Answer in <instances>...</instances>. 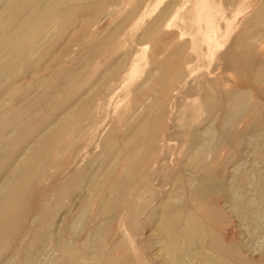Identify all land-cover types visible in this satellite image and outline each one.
Returning a JSON list of instances; mask_svg holds the SVG:
<instances>
[{"label": "rangeland", "instance_id": "1", "mask_svg": "<svg viewBox=\"0 0 264 264\" xmlns=\"http://www.w3.org/2000/svg\"><path fill=\"white\" fill-rule=\"evenodd\" d=\"M67 1L32 35L30 58L0 65V151L10 150L0 155V264H167L162 223L176 193L204 232L201 256L178 246L185 264H216L219 244L237 245L238 263L264 264V203L248 204L264 192V0ZM243 92L245 108L230 112ZM79 102L46 161H22ZM136 152L138 175L108 209L107 188Z\"/></svg>", "mask_w": 264, "mask_h": 264}, {"label": "bare ground", "instance_id": "2", "mask_svg": "<svg viewBox=\"0 0 264 264\" xmlns=\"http://www.w3.org/2000/svg\"><path fill=\"white\" fill-rule=\"evenodd\" d=\"M0 5L3 6V10L2 12L0 11V65H2V69H5V67L7 66H12L15 61L25 58L28 59L31 56V47L34 44V39L31 38L32 35L34 33H37V31L39 30H46L50 27V21L54 20V17H60L61 18V12L62 11H66L68 8H70L72 5L70 4V2H68L67 0H0ZM1 6V7H2ZM257 18V16H255ZM263 19V18H261ZM260 19V20H261ZM52 22V21H51ZM257 23V21H256ZM257 25V24H256ZM152 29H154L152 27ZM150 31V30H149ZM148 33V32H147ZM146 33V35H147ZM251 34V33H250ZM257 35V34H256ZM151 36V35H150ZM251 36V35H250ZM250 36H248L250 38ZM113 38V37H112ZM252 38V37H251ZM252 43V42H250ZM251 46V45H250ZM251 48V47H250ZM238 49V48H237ZM233 52V51H232ZM235 57V56H234ZM8 58V59H7ZM166 59V58H165ZM175 60V59H174ZM179 61V59H177ZM234 60V59H233ZM237 60V59H236ZM160 61V60H159ZM166 61V60H165ZM173 61V60H172ZM263 63V67L261 68V75L264 76V61H262ZM22 64V63H20ZM161 65V64H160ZM163 65V64H162ZM170 65V61L168 63V66ZM172 65V63H171ZM177 66V65H176ZM175 66V67H176ZM163 67V66H162ZM165 67V66H164ZM163 67V68H164ZM167 67V65H166ZM20 68V67H19ZM160 68V67H159ZM172 68V67H171ZM174 68V67H173ZM177 68V67H176ZM15 69V68H14ZM162 69V68H160ZM166 69V68H165ZM163 69V70H165ZM178 69V68H177ZM6 70V69H5ZM13 70V69H12ZM173 71V70H172ZM167 72V71H165ZM169 72V70H168ZM175 72V71H174ZM170 73V72H169ZM177 73V72H176ZM161 74V73H159ZM167 74V73H166ZM171 74V73H170ZM162 75V74H161ZM165 75V74H164ZM168 75V74H167ZM74 76V75H73ZM166 76V75H165ZM178 76V75H177ZM77 77V74H75V76L73 77L74 79ZM159 77V76H158ZM169 77V75L167 76ZM166 77V78H167ZM173 77H175L173 75ZM158 79V78H157ZM171 81L172 77L170 76ZM73 80V79H72ZM158 81V80H157ZM161 81V80H160ZM170 81V82H171ZM175 81V80H174ZM166 82V81H165ZM172 83V82H171ZM157 84V83H156ZM169 84V83H167ZM66 86V85H65ZM60 91H57L54 94V97L58 100L57 97H59ZM53 97V98H54ZM159 98V97H158ZM157 98V99H158ZM247 94L245 92H243L242 94H240L238 97H236L233 101H231V105H230V112H238V110H242L245 108L246 103H247ZM250 99V98H249ZM248 99V100H249ZM160 100V99H158ZM230 101V100H229ZM62 104V102H61ZM66 104V101H65ZM69 104V103H68ZM78 104V103H77ZM85 102H79V104L69 110L68 113L65 112L66 116L65 119L61 120V116L57 117V119L60 120V123L58 125V127L53 130L52 132H48V133H44L43 136V140H40L41 138H38L39 141H37L36 143H33L34 146L32 147V155L29 156V152L26 151L25 152V158L22 161H25V159L28 158H35L37 157L38 159H42L43 162L46 161L47 156H44V152L47 154L50 152L51 150V146L53 145L54 139L56 138V133H58L59 131H61V127L63 128H67L69 123L76 119V117L78 116V114L82 111V108L84 107ZM66 106V105H65ZM62 108L64 106H61ZM60 107V108H61ZM162 107V106H161ZM66 108V107H65ZM64 108V109H65ZM71 108V107H70ZM69 108V109H70ZM67 110V108H66ZM84 110V109H83ZM65 111V110H64ZM83 114V113H82ZM61 115V114H60ZM158 115V114H156ZM36 117V116H35ZM54 118V117H53ZM81 119V118H80ZM83 119V118H82ZM14 120V119H13ZM231 120V116H228V121L226 123H229ZM55 121H53L54 123ZM145 122V121H144ZM162 122V121H161ZM19 124V123H18ZM141 124V123H140ZM62 125V126H61ZM48 126V125H46ZM19 127V126H18ZM141 132V131H140ZM145 132V131H144ZM4 133V132H2ZM254 134V133H253ZM41 135V134H40ZM130 135V134H129ZM150 135V134H149ZM210 135V134H208ZM2 136V135H1ZM19 136V135H18ZM17 136V138H12L10 139L14 140L13 144L17 143L18 141H16L17 139L19 140L20 138ZM47 136V137H46ZM71 136V135H70ZM133 136V135H132ZM148 136V135H147ZM212 136V135H211ZM7 137V136H6ZM40 137V136H38ZM46 137V138H45ZM116 137V136H115ZM140 137V136H139ZM209 137V136H208ZM216 137V135H215ZM9 138V137H8ZM207 138V137H206ZM211 138V137H210ZM23 139V138H22ZM37 139V138H36ZM37 139V140H38ZM145 140V138H144ZM211 140V139H210ZM209 140L207 139V142ZM201 142V141H200ZM207 142L205 141L203 144L201 143L202 147L201 150L199 152V154L196 157L197 161H201L202 159V154L204 152V148L207 145ZM211 142V141H210ZM213 142V141H212ZM110 143V142H109ZM20 144V143H19ZM113 144V143H112ZM142 144H144V141L142 142ZM6 145V144H5ZM4 145V146H5ZM11 145V144H10ZM16 145V144H15ZM15 145H11L10 147H14ZM259 145V144H258ZM145 148V145H143ZM260 146V145H259ZM3 147V146H2ZM1 147V148H2ZM6 147V146H5ZM4 149L0 151V155L2 153H9L10 150L8 151V146L6 147L7 149ZM30 147V146H29ZM25 148V147H24ZM139 148V146H138ZM30 149V148H29ZM259 149V148H258ZM261 149V148H260ZM26 150V149H25ZM24 150V151H25ZM28 150V149H27ZM261 151V150H260ZM22 152V151H21ZM109 158L112 157V154L110 155V152L107 153ZM22 155V154H21ZM263 155V154H262ZM118 156V155H117ZM14 157V156H13ZM20 157V156H19ZM8 159V158H7ZM20 159V158H19ZM145 159V157L143 158V155L140 153L138 154L133 153L131 154L124 162V166H123V171L118 175V177L116 178L115 183L114 182H110L108 189V195L104 194L106 196V199L104 201V204L108 209L110 207H112V204L114 201H116V197L119 194V192L123 189L124 186H126L127 184V179L131 178V183L134 180V177H137V172H139V168L142 166V161ZM18 159H16L17 161ZM20 162V161H19ZM30 162V160H29ZM112 164H110L109 168L106 171V174H110L113 170H114V165L115 162L113 160H111ZM4 163V162H3ZM18 163V161H17ZM23 163V162H22ZM20 164V163H18ZM17 164H14L11 166V168L9 169L11 171L10 173V179L11 181L14 180L16 177L18 178V172H20V170L22 169V167H17ZM40 167V164H39ZM108 167V166H107ZM8 170V171H9ZM262 172V171H261ZM32 174V173H31ZM83 173H77V175L75 176L74 180L72 181L74 184H76L78 181L83 179ZM107 176V175H106ZM104 176V177H106ZM102 180V178H99ZM98 179V180H99ZM240 179V178H239ZM243 179V178H242ZM245 179V178H244ZM115 180V179H114ZM136 180V179H135ZM129 181V180H128ZM96 182V181H95ZM94 182V183H95ZM98 182V181H97ZM96 182V183H97ZM72 183V184H73ZM95 183V185H97ZM107 183V182H105ZM130 183V184H131ZM7 183H4V185ZM203 184V183H202ZM9 185H10V181H9ZM105 185V184H104ZM204 185V186H203ZM203 185H200L201 187L200 190H207L210 189L209 184L204 183ZM79 186V185H78ZM98 186V185H97ZM137 186V185H136ZM185 186V185H184ZM135 187V186H134ZM192 187V186H191ZM204 187V188H203ZM105 188V187H104ZM127 188V187H126ZM129 188V186H128ZM127 188V189H128ZM5 189V188H4ZM60 189V188H59ZM96 189V188H95ZM102 190V188H99ZM7 191V190H6ZM97 192V190H94ZM139 191V190H138ZM91 192H93L91 190ZM123 192V191H122ZM176 193V192H175ZM122 194V193H121ZM177 194V193H176ZM176 194H174L176 196ZM94 195V193H93ZM172 194L171 197H169L166 201V212L168 211H173L174 215H165V217H163V220L161 222L162 223V230L163 231H167V235H165V241L163 242V246H162V250L164 252H166L168 255H166V260H167V264H185V262L183 261V255H181L178 251V246L182 245L183 243H186L190 252L194 253L195 255H200L201 252V248L204 247L201 245V242H203L204 239V232L203 229L201 228V226H199V224L196 222V219H194L192 216H187L184 212H180L177 204H176V198ZM202 195V193H201ZM57 196V194H56ZM95 196V195H94ZM98 196V195H97ZM258 200L256 201H251L249 202V206H256V208L258 207H263V203H264V192H260L258 194ZM51 197V196H50ZM93 198V197H90ZM88 198V199H90ZM179 198V197H178ZM96 200V199H94ZM61 201V200H60ZM49 202V201H48ZM47 202V203H48ZM89 202V201H88ZM178 202V201H177ZM59 203V202H58ZM87 203V202H86ZM89 204V203H88ZM116 204V203H115ZM262 204V205H261ZM83 206V205H82ZM88 206V205H87ZM130 206V205H129ZM165 206V205H164ZM236 206H239L238 202H236ZM241 206V205H240ZM34 207V206H33ZM104 208V206H103ZM164 208V207H163ZM84 210V209H83ZM82 210V211H83ZM101 210V209H100ZM105 210V209H104ZM113 210V209H112ZM260 210V209H259ZM40 211V210H39ZM102 211V210H101ZM41 212V211H40ZM85 212V211H84ZM103 212V211H102ZM131 212V209L130 211ZM36 213V212H35ZM83 213V212H82ZM256 213V212H255ZM264 213V212H263ZM160 214V213H159ZM258 214V213H257ZM256 214V215H257ZM24 215V214H23ZM131 215V214H130ZM163 215V214H161ZM188 215V214H187ZM11 216V215H10ZM183 217V218H181ZM252 218V217H251ZM25 219V218H24ZM74 219V218H73ZM3 220V218H1V221ZM14 220V219H13ZM72 223L74 221H71ZM69 222V225L70 223ZM76 222V221H75ZM81 222V221H80ZM103 222V221H102ZM3 223V222H2ZM11 220L7 219L6 220V224L4 222V229L8 228L10 226ZM75 224V223H74ZM131 224V223H130ZM132 225V224H131ZM71 226V225H70ZM66 227V226H65ZM68 227V224H67ZM184 227V231L181 230ZM101 228V226H100ZM103 228V227H102ZM160 228V227H159ZM205 228V227H204ZM69 231L71 228H68ZM165 229V230H164ZM26 230V229H25ZM31 230V229H30ZM101 231V230H100ZM12 232V231H11ZM70 233V232H69ZM164 233V232H163ZM24 234V233H23ZM39 234V233H38ZM59 234V233H58ZM72 234V233H71ZM75 235V234H74ZM27 236V235H26ZM37 236V235H36ZM60 236V240H61V235ZM58 236V237H59ZM44 236H42V234L40 235V238H43ZM72 237V236H71ZM101 238V237H100ZM59 239V238H58ZM69 241H66L65 246L67 248H71V238H68ZM73 239V238H72ZM94 239V238H93ZM98 239V238H96ZM54 240V239H53ZM102 240V238H101ZM207 240V239H206ZM218 240V239H217ZM44 241V240H43ZM92 239L89 240L85 247H92V244L95 243L98 240H95V242L92 243ZM221 242V241H220ZM23 243V242H22ZM73 243V242H72ZM20 244V243H19ZM31 244V243H30ZM55 245V244H54ZM64 245V244H63ZM205 245V244H203ZM21 246V245H20ZM74 246V244L72 245ZM207 246V245H206ZM159 247V246H158ZM65 248V247H64ZM63 248V249H64ZM73 248V247H72ZM185 248V245H184ZM205 248V247H204ZM238 246L236 245H228V244H219L217 249H218V258L216 259V264H241L238 263L237 261H235V259L233 258L235 252L238 251ZM66 249V248H65ZM84 249V248H83ZM213 249V248H211ZM68 250V249H67ZM66 250V251H67ZM71 250V249H70ZM161 250V251H162ZM180 250H182L180 248ZM51 251V250H50ZM56 251V249H55ZM18 252V251H17ZM57 252V251H56ZM183 252V250H182ZM186 252V250H185ZM77 253V252H75ZM91 253V252H90ZM217 253V252H216ZM50 254V253H49ZM64 254V253H63ZM79 254V253H78ZM184 254V253H183ZM190 254V253H188ZM212 254V253H211ZM73 255V254H72ZM90 254L88 252H84V256L87 257ZM104 256V255H103ZM185 256V255H184ZM190 256V255H189ZM201 256V255H200ZM20 257V256H19ZM212 257V256H210ZM88 258V257H87ZM109 258V257H108ZM206 258V257H205ZM214 258V257H212ZM215 259V258H214ZM47 260V259H46ZM211 260V259H210ZM72 261V260H71ZM94 261V260H91ZM110 261V260H109ZM187 261V260H186ZM23 263V262H22ZM44 263V262H43ZM104 263V262H103ZM215 263V262H214ZM243 263V262H242ZM42 264V262H41Z\"/></svg>", "mask_w": 264, "mask_h": 264}]
</instances>
